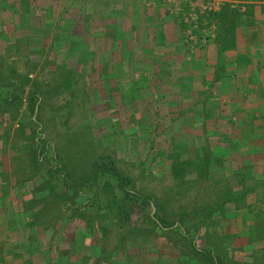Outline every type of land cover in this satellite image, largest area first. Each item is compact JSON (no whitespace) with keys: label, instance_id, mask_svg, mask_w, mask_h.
Segmentation results:
<instances>
[{"label":"rangeland","instance_id":"rangeland-1","mask_svg":"<svg viewBox=\"0 0 264 264\" xmlns=\"http://www.w3.org/2000/svg\"><path fill=\"white\" fill-rule=\"evenodd\" d=\"M254 1L67 0L46 8L43 30L30 39L17 36L9 54L0 55V81L11 82L22 97L31 90L40 95L34 111L27 100H0V179L26 210L29 223L19 238L29 244L31 264H94L101 245L122 246L100 264H176L178 255L142 225L127 228L126 238L108 225L109 236L102 239L95 215L90 211L82 219L63 195L62 179L48 172L52 160L34 162L31 140L38 122L75 180L90 173L94 157L108 154L168 219L184 227L198 221L197 245L211 244L230 264H264V175L251 165L232 169L227 155L209 146L208 136L202 142L187 135L181 112L175 115L171 107L181 93L155 70L167 51L177 62L187 57L198 65L195 53L214 47L216 32V21L204 18L199 24L200 15L227 2L231 31L245 22ZM20 44H27L28 54ZM174 82L181 89L183 79ZM206 154L209 172L189 169ZM175 156L191 161L180 175L170 169Z\"/></svg>","mask_w":264,"mask_h":264},{"label":"crops","instance_id":"crops-1","mask_svg":"<svg viewBox=\"0 0 264 264\" xmlns=\"http://www.w3.org/2000/svg\"><path fill=\"white\" fill-rule=\"evenodd\" d=\"M66 1L0 0V55L9 54L17 36L30 39L34 31L43 30L46 8ZM250 4L245 22L228 31L223 47L217 48L216 31L212 39L216 46L197 50L198 65L187 57L184 63L177 62L167 51V60L162 57L156 63H164L155 70L165 73V84L181 93L171 107L173 114L181 112L187 135L191 133L202 142L208 136L209 146L227 155L232 169L251 165L264 175V0ZM19 47L22 54L29 53L27 44ZM178 78L183 79L181 89L180 81L173 83ZM2 183L0 179V264H31L29 244L19 238L29 223L23 216L26 210L17 202L13 189ZM2 201L8 206H1ZM32 263L41 264L40 259Z\"/></svg>","mask_w":264,"mask_h":264},{"label":"trees","instance_id":"trees-1","mask_svg":"<svg viewBox=\"0 0 264 264\" xmlns=\"http://www.w3.org/2000/svg\"><path fill=\"white\" fill-rule=\"evenodd\" d=\"M230 10L229 4L225 2L217 10H207L200 15L197 21L199 24L204 18L216 21L215 41L218 44L228 40ZM232 14L243 13L235 11ZM39 98L40 95L34 90L28 91L25 97H22L16 88H13L11 82L0 81V100L6 104H17L27 100L34 111L38 106ZM34 120L36 123L38 122V119L34 118ZM40 126L41 124L38 122L35 135L31 140V147L35 152L34 162L52 160L48 172L62 179V187H64L62 193L75 205V211L82 219L87 221L90 211L95 215L97 226L102 229V231L99 229L102 239H106L110 232L108 225L114 227L113 233L118 235V238H126L125 230L127 228L137 229L142 225V230L161 235L175 246L174 248L178 252L176 264H230L224 261L211 244L197 245L195 238L200 230L197 220H194L189 227H184L182 222L168 219L157 210L160 205L156 199L148 193L135 189L132 177L122 172L110 155L103 154L94 157L89 164L90 173L82 180H75L72 173L64 168L62 159L56 153L52 141L45 137ZM189 160L179 158V156L173 157L170 165L171 171L179 175L184 173L185 169L189 168L187 166L191 162ZM189 169H194L199 175H203L211 169V160L206 154ZM106 193H109L111 198H107ZM134 205L139 208L136 217L132 212ZM147 206H153L155 209L150 208V211L147 212ZM140 219L142 224L138 222ZM140 235L146 237L144 234ZM119 246L122 245L118 244L115 247L109 245L107 248L99 246L94 264H100L102 260L110 258Z\"/></svg>","mask_w":264,"mask_h":264},{"label":"built area","instance_id":"built-area-1","mask_svg":"<svg viewBox=\"0 0 264 264\" xmlns=\"http://www.w3.org/2000/svg\"><path fill=\"white\" fill-rule=\"evenodd\" d=\"M189 18L191 20H193L194 22H196V20H197V16L195 14H193V13H189Z\"/></svg>","mask_w":264,"mask_h":264}]
</instances>
